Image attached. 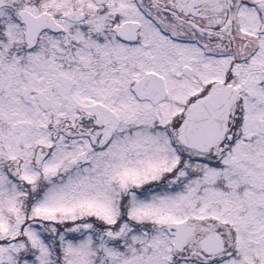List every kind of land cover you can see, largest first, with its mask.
Listing matches in <instances>:
<instances>
[{
    "label": "snow or ice",
    "instance_id": "6c2138e0",
    "mask_svg": "<svg viewBox=\"0 0 264 264\" xmlns=\"http://www.w3.org/2000/svg\"><path fill=\"white\" fill-rule=\"evenodd\" d=\"M0 264H264V0H0Z\"/></svg>",
    "mask_w": 264,
    "mask_h": 264
}]
</instances>
